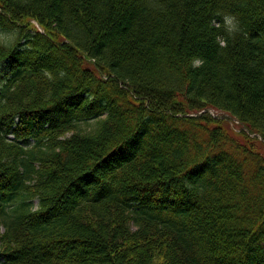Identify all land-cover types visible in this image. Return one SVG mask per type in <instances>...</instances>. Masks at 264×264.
I'll list each match as a JSON object with an SVG mask.
<instances>
[{
  "label": "trees",
  "instance_id": "16d2710c",
  "mask_svg": "<svg viewBox=\"0 0 264 264\" xmlns=\"http://www.w3.org/2000/svg\"><path fill=\"white\" fill-rule=\"evenodd\" d=\"M0 30V264H264V0H0Z\"/></svg>",
  "mask_w": 264,
  "mask_h": 264
},
{
  "label": "rangeland",
  "instance_id": "374dc122",
  "mask_svg": "<svg viewBox=\"0 0 264 264\" xmlns=\"http://www.w3.org/2000/svg\"><path fill=\"white\" fill-rule=\"evenodd\" d=\"M29 23L31 24L29 27L31 30L33 29L32 27H34V28L38 27L37 23H35L34 21H30ZM37 29H38V31H40L39 28H37ZM11 34H12V32H10L8 30H5V31L0 30V43L8 44L9 35H11ZM0 69H1V64H0ZM209 113L213 119H217L219 121L223 120V121H221V123H223L224 125L219 123L220 127L223 126L225 128L224 130L227 131L228 134L231 137H233V139H235L236 141H239V142H243V137H245V136L242 133H245L247 135V132L245 130H243L242 127H239V124L237 121L229 119L227 114H223L221 112L210 111ZM207 125H209V123H207ZM210 125H216V124L210 123ZM247 136H249V137L254 136L255 137V135H253V134H251V135L248 134ZM257 139L259 141L261 140L258 136H257ZM260 142H261V144L259 145V147H257V148L253 147V149H255V151H259L264 156V142H262V140ZM156 263L161 264L162 259L158 258Z\"/></svg>",
  "mask_w": 264,
  "mask_h": 264
},
{
  "label": "clouds",
  "instance_id": "9594fccd",
  "mask_svg": "<svg viewBox=\"0 0 264 264\" xmlns=\"http://www.w3.org/2000/svg\"><path fill=\"white\" fill-rule=\"evenodd\" d=\"M223 26L225 27V30L230 33H236L238 32L239 29V21L237 20V18L235 16L232 15H225L223 17ZM218 43L221 47H226L227 46V42L223 37H217ZM204 63V61L202 59H194L192 62V66L193 67H200L202 66Z\"/></svg>",
  "mask_w": 264,
  "mask_h": 264
}]
</instances>
